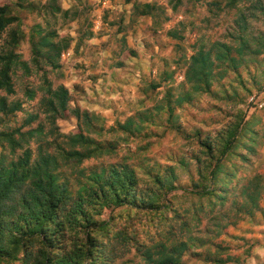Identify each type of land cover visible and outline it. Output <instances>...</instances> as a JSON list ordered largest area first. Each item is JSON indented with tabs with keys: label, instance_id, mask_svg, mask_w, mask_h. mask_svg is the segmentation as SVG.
Segmentation results:
<instances>
[{
	"label": "rangeland",
	"instance_id": "374dc122",
	"mask_svg": "<svg viewBox=\"0 0 264 264\" xmlns=\"http://www.w3.org/2000/svg\"><path fill=\"white\" fill-rule=\"evenodd\" d=\"M131 1L128 4L125 0H0V7L7 6L9 13L20 19L22 37L14 52L21 62L31 65L29 35L35 26L56 31L59 38L70 42V48L62 54L71 51V57L63 59L61 54L57 69L44 66L46 79L54 87L64 85L69 90L70 108L77 106L99 114L105 128L114 129L97 138L100 142L113 143L114 149L101 158L85 161L79 169L126 165L135 170L139 189L146 190L154 189L152 179L156 175L163 176L167 167L174 168L180 190L168 194L167 199L182 218L176 220L169 210L162 213V218L130 211L129 215H133L131 233L139 243L149 244L157 239L160 225L163 232L188 220L191 234L205 240L206 244L197 242L183 257V264H214L207 261L214 257L232 260L225 264H264V109L250 113L247 105L251 94L264 88V0H237L229 6H226L227 0H182L176 11L172 10L169 0ZM134 1L154 4L163 15L154 20L138 16L133 12ZM53 5L70 11L75 19L52 14ZM12 27H16V23ZM171 29L182 39L168 38L167 32ZM88 33H92L90 38ZM239 35L247 40L250 49L237 54L234 48ZM215 43L232 47L235 66L223 64L214 69L213 73L226 71L219 80L213 81L211 93L191 94L187 102L173 109L172 116L165 110H156L167 91H171L173 98L189 91L190 85L184 81L187 60L199 48L207 51ZM255 50L262 53H250ZM100 59L104 60L103 69ZM120 65L130 67L133 79L129 75L130 81H127L126 71L122 72L124 77L120 83L104 84L95 90L96 98L91 99L89 83H95L92 79L98 78L105 69L113 70ZM10 72L15 93L7 96L0 91V97L7 96L9 102L21 101L25 111L36 110L40 94L28 101L24 93L26 89L38 90L43 72L33 70L25 74L19 66ZM166 73L171 75L170 80L156 91L150 90V83L161 80ZM130 90L134 92L124 97V91ZM105 102L107 108L103 109ZM144 111L149 112L150 121L142 125V132L130 136L118 130L129 117ZM24 115L19 112L8 117L9 125L18 127ZM240 120L242 128L248 131L237 141L236 149L222 160L224 173L234 176L228 184V199L222 204L214 198L191 195L190 190L202 188L201 177L207 171L206 156L199 144L209 142L215 156H219L223 135ZM57 126L62 134L78 132L77 121L70 113L58 119ZM245 144L252 150L248 151ZM29 148L35 158L37 145L30 143ZM72 171L63 169L65 174ZM255 177L260 179L263 192L259 210L248 216L241 209L240 192ZM71 183L75 185L73 179ZM110 210L104 209L96 219L107 221ZM128 217L127 211L119 209L112 224L123 226ZM115 264L143 262L131 247Z\"/></svg>",
	"mask_w": 264,
	"mask_h": 264
},
{
	"label": "trees",
	"instance_id": "16d2710c",
	"mask_svg": "<svg viewBox=\"0 0 264 264\" xmlns=\"http://www.w3.org/2000/svg\"><path fill=\"white\" fill-rule=\"evenodd\" d=\"M227 1L226 6H229L237 0ZM125 2L129 4L132 1ZM169 4L176 11L182 0H169ZM132 8L138 16L153 20L163 15L159 7L150 3L134 1ZM51 13L75 19V15L62 11L59 6L53 5ZM20 23L18 17L9 13L7 6L0 7V91L7 96L15 93L10 72L13 67L19 66L25 74L34 70L43 72V75L38 90L26 89L24 93L28 101L40 94L36 110L25 111L21 101L9 102L7 96L0 97V262L115 264L133 247L143 264H183L185 254L202 241L191 234L188 220L163 232L160 225L157 239L145 244L139 243L136 235L131 233L133 215H129L130 211H136L140 215L154 214V217L160 215L162 218V213L169 210L176 220L182 218L167 199L168 194L180 190L174 168L167 167L163 176L156 175L152 179L154 189L146 190L139 189L140 181L135 170L126 165L79 169L78 166L85 161L101 158L114 149L113 143L97 140L114 129H106L99 114L77 106L70 108L69 90L64 85L54 87L46 79L44 66L59 68L60 55L70 48V42L59 38L56 31L41 30L35 26L29 35L31 65L19 60L14 50L22 37ZM87 36L90 38L92 33ZM167 36L172 40L182 39L175 29L169 30ZM236 43L234 51L237 54L250 49L242 35L238 36ZM231 51L232 47L226 43H215L207 51L199 48L186 62L184 81L189 83V91L185 95L179 93L176 98L171 91H167L161 105L155 109L165 110L172 116L173 109L187 102L191 94H210L213 81L219 80L226 71L222 69L213 73V70L223 64L235 66ZM250 53L260 54L262 51ZM170 78L171 75L166 73L161 80L152 81L150 90L156 91ZM19 112L25 113L20 125L11 127L8 117H14ZM67 113L77 121L78 132L75 134H62L57 126V120ZM149 116L148 111L137 113L121 124L118 130L130 136L142 132V125L150 121ZM241 121L232 124L223 135L218 147L219 156H215L209 142L199 144L200 151L206 156L207 171L201 177L204 181L202 188L190 190L191 195L214 198L222 204L228 199V184L234 176L224 173L222 160L236 149L237 141L248 131L242 128ZM30 143L37 145L35 158H32ZM243 146L248 151L252 150L246 144ZM63 169L73 171L65 174ZM72 179L75 185L71 183ZM262 192L258 177L242 188L241 209L245 214L252 216L259 210ZM104 209H111L109 219L97 220ZM119 209L127 211L129 216L123 226L112 224ZM202 244L206 241L203 240ZM207 261L214 264L232 262L230 258L217 257Z\"/></svg>",
	"mask_w": 264,
	"mask_h": 264
},
{
	"label": "crops",
	"instance_id": "0c3cea01",
	"mask_svg": "<svg viewBox=\"0 0 264 264\" xmlns=\"http://www.w3.org/2000/svg\"><path fill=\"white\" fill-rule=\"evenodd\" d=\"M103 48V47H102ZM103 50H104V48H103ZM101 60V63H100V68L101 69H103V59H100ZM102 64V65H101ZM102 66V67H101ZM122 67H124V68H122ZM130 68V67H129ZM129 68H127V66H123V65H120V66H117V68L116 69H113V70H109V71H107L106 69H105V71H104V73H101L100 75H98V78H94V79H92L93 80V82H95V83H89L90 85V90L92 91V93H89V97L91 98V99H95L96 97H95V93L94 92H96L95 90L97 89L98 90V88L99 87H102L104 84H108V83H110L111 81H114L115 82V85H116V83L119 81V80H123V77L124 76H122V72H125L126 71V73H127V77H126V80L127 81H130V78H129V75H130V77H132V79H133V74L132 73H129L130 72V69ZM131 72H132V70H131ZM105 74V75H104ZM116 77L117 79H115L114 80V78L113 77ZM113 78V79H112ZM121 80V81H122ZM121 81H119L118 83H120ZM114 82H113V84H114ZM96 83H98L97 85H96ZM93 84V85H92ZM95 89H94V88ZM126 88V87H125ZM126 91H127V88H126ZM126 91H124L125 93H123L124 94V97H127V95L129 94V92H131V90L130 91H128V92H126ZM134 91H132L131 93H133ZM98 95L99 96H101L102 94L100 93V92H98ZM104 96L106 95V94H103ZM117 96V95H116ZM119 98V97H118ZM132 100V99H131ZM130 100V101H131ZM95 103V102H94ZM104 105H103V109L104 108H107V103L105 102V103H103ZM110 104V103H109ZM94 108V107H93Z\"/></svg>",
	"mask_w": 264,
	"mask_h": 264
},
{
	"label": "built area",
	"instance_id": "2783aa9c",
	"mask_svg": "<svg viewBox=\"0 0 264 264\" xmlns=\"http://www.w3.org/2000/svg\"><path fill=\"white\" fill-rule=\"evenodd\" d=\"M72 52L71 51H66L61 55V58H69L71 57ZM247 104L249 106V111L250 113L255 111V110H263L264 109V89L253 93L247 101Z\"/></svg>",
	"mask_w": 264,
	"mask_h": 264
}]
</instances>
